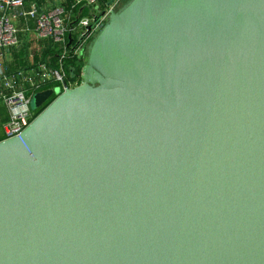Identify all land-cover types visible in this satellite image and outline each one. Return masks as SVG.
Here are the masks:
<instances>
[{
    "label": "water",
    "instance_id": "obj_1",
    "mask_svg": "<svg viewBox=\"0 0 264 264\" xmlns=\"http://www.w3.org/2000/svg\"><path fill=\"white\" fill-rule=\"evenodd\" d=\"M81 78L0 140V264H264V0H125Z\"/></svg>",
    "mask_w": 264,
    "mask_h": 264
},
{
    "label": "built area",
    "instance_id": "obj_2",
    "mask_svg": "<svg viewBox=\"0 0 264 264\" xmlns=\"http://www.w3.org/2000/svg\"><path fill=\"white\" fill-rule=\"evenodd\" d=\"M124 1L102 7V0H72L70 8L60 4L45 11L36 4L27 8L26 0H0V104L8 115L0 128L2 140L20 136L37 117L31 108L35 93L47 89L61 93L80 85L79 79L69 77L66 61H85L89 42ZM29 37L50 41L48 52L42 59H30L29 65L10 71L8 49L21 46Z\"/></svg>",
    "mask_w": 264,
    "mask_h": 264
},
{
    "label": "crops",
    "instance_id": "obj_3",
    "mask_svg": "<svg viewBox=\"0 0 264 264\" xmlns=\"http://www.w3.org/2000/svg\"><path fill=\"white\" fill-rule=\"evenodd\" d=\"M33 4L48 11L60 4L70 8L72 0H26L27 8ZM49 43L50 41L48 40H34V38L29 37V40L25 39L21 46L8 49L6 64L9 70L14 71L29 65L31 60L36 62L42 59L48 52Z\"/></svg>",
    "mask_w": 264,
    "mask_h": 264
},
{
    "label": "trees",
    "instance_id": "obj_4",
    "mask_svg": "<svg viewBox=\"0 0 264 264\" xmlns=\"http://www.w3.org/2000/svg\"><path fill=\"white\" fill-rule=\"evenodd\" d=\"M108 1L109 0H102L101 6L103 7L104 4L108 3ZM54 60L56 61L57 58H54ZM65 65H66V68H67V72H68L69 77L70 78L72 77L73 79H79V81L81 82L82 81V78H81L82 68H83V65H85L84 59H68L66 61ZM54 98H55V96L52 97L41 109L36 110L37 115ZM0 112L2 114V124H3V123H5L7 121L8 115H7L6 108L3 105H1V104H0ZM3 137L4 136L0 132V140H2Z\"/></svg>",
    "mask_w": 264,
    "mask_h": 264
},
{
    "label": "rangeland",
    "instance_id": "obj_5",
    "mask_svg": "<svg viewBox=\"0 0 264 264\" xmlns=\"http://www.w3.org/2000/svg\"><path fill=\"white\" fill-rule=\"evenodd\" d=\"M31 108H33V109H34V102H32V103H31Z\"/></svg>",
    "mask_w": 264,
    "mask_h": 264
}]
</instances>
